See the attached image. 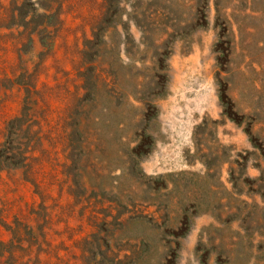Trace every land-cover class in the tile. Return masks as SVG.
Masks as SVG:
<instances>
[{
	"label": "rangeland",
	"instance_id": "374dc122",
	"mask_svg": "<svg viewBox=\"0 0 264 264\" xmlns=\"http://www.w3.org/2000/svg\"><path fill=\"white\" fill-rule=\"evenodd\" d=\"M197 1L0 0V264H264V0Z\"/></svg>",
	"mask_w": 264,
	"mask_h": 264
},
{
	"label": "trees",
	"instance_id": "16d2710c",
	"mask_svg": "<svg viewBox=\"0 0 264 264\" xmlns=\"http://www.w3.org/2000/svg\"><path fill=\"white\" fill-rule=\"evenodd\" d=\"M215 1V10H216V26L219 27L221 26V20L224 24V29L228 32V36H229V39H228V44L230 46V51L227 53L228 56H230L234 49H235V45H236V34H235V31L233 30V13H226L222 16V19H221V14H220V11H221V5L219 4V2L217 0H214ZM200 2H202L203 4L201 5L200 7V12H198V15H200L201 18H198V19H201L200 22H202V25L206 24V22H208V12L209 10L211 9V0H198L197 1V4L199 5ZM225 9V8H223ZM232 15V16H231ZM195 17L192 19V23L191 25H194L195 24ZM136 23L137 25L141 28V24L139 22H137L136 20ZM225 32L222 31L220 32V34H218V40L220 43L224 42L225 40H223L222 38V35L224 34ZM246 57L248 56L247 54L245 55ZM142 101H145V100H142ZM150 101V100H149ZM144 104L148 107V109H153V110H156L157 107L155 104L153 103H150V102H144Z\"/></svg>",
	"mask_w": 264,
	"mask_h": 264
}]
</instances>
